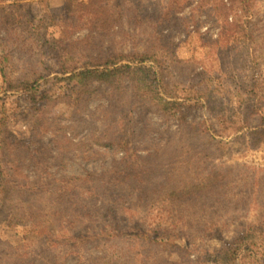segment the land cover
Wrapping results in <instances>:
<instances>
[{"label": "rangeland", "instance_id": "rangeland-1", "mask_svg": "<svg viewBox=\"0 0 264 264\" xmlns=\"http://www.w3.org/2000/svg\"><path fill=\"white\" fill-rule=\"evenodd\" d=\"M101 1L120 3L122 18L102 27L87 19ZM137 1L73 0L72 8L89 4L63 17L66 0H0V264H197L248 224L264 233V142L222 130L204 102L189 118L211 124L210 138L140 106L130 88L81 97L61 71L115 52L170 49V81L201 88L218 78L219 96L236 102L250 75L264 81V0L250 7L248 61L233 64L235 44L212 45L222 33L209 5L159 0L180 17L161 20L156 0H139L142 15ZM151 65L135 74L153 79ZM227 166L234 170L222 190L192 188ZM170 190L176 203L164 197ZM252 250L256 260L235 264H264V238Z\"/></svg>", "mask_w": 264, "mask_h": 264}, {"label": "trees", "instance_id": "trees-1", "mask_svg": "<svg viewBox=\"0 0 264 264\" xmlns=\"http://www.w3.org/2000/svg\"><path fill=\"white\" fill-rule=\"evenodd\" d=\"M171 1L173 4H178V0ZM182 1L185 3L196 2L198 9H204V7L209 5L212 8L215 21L219 20L220 22V31L222 33V38L213 39L212 45L219 46V41L223 40L224 37L226 41H231V44H235L231 48L230 57L232 58L230 64L240 60L248 61V54L251 51L250 44L253 37L249 26V20L252 15L250 7L253 6L255 0ZM88 2H91V0H88ZM168 2H164L165 5H163L159 0H156L152 1L151 4L159 11L157 16L161 20L172 17L178 20L180 18L177 15L178 11L168 6ZM88 4L81 2L80 4H75L77 7L72 8L73 0H66L63 17L73 16V13L79 12L81 8H86ZM97 5L96 9H88L85 16L89 20L94 19L95 22L99 21L101 27L108 17H114L115 22L122 18L123 6L120 3L117 6H112L111 4L109 6L101 1ZM136 7L140 9V15L147 10L141 6L139 0L136 2ZM181 9L182 6H180ZM231 14L232 17L229 20ZM24 21L29 22L30 20ZM171 51L170 49H164L162 53L155 50L132 51L129 53L115 52L103 58L88 59L86 60L87 64L83 65L82 68L62 66L61 71L69 73V75H66V79L74 80L78 84V94L81 97L89 95L88 93L94 87L103 86L109 90H114V92H118L119 90L124 92L127 88H130L133 98H137V104L140 106L152 107L151 109H154L161 118L174 119L178 126L188 127L191 131L196 130L198 135L204 134L210 138V132H215L211 124L206 126L202 122H193L189 118L193 114V109H197L196 107L198 106L202 107L201 104L204 102L207 105L205 107L209 116L216 119L217 124L222 127V130L232 128V132L237 133L240 130L246 129V133L250 136L249 139L253 144L264 142V116L260 114L264 105V81L257 74L250 75L248 80L243 81V86H238V90H241L243 94L238 93L237 96L235 95L238 97L236 102L231 100L232 97L230 96L232 95L230 94H226L227 97L219 96L218 93L222 92V90L220 86L214 85V82L219 80L218 78L213 79L207 76L203 80L204 87L201 88H195L194 85L180 88L176 80L170 81L168 79L169 67L167 59H170V61L175 60L171 57L173 55ZM56 55L62 58L59 54ZM144 62H151V66L156 67V76L153 79L149 78L148 72L143 71L139 76L135 74L136 69L141 70L143 68L141 65ZM133 63H136V65H133ZM135 66L138 67L135 68ZM245 67L248 68L249 66L246 65ZM19 83L23 87H28L25 81H20ZM219 84L220 82L216 85ZM225 90L230 93L229 88ZM180 92H187V94H180ZM109 97H107L108 100H110ZM235 103H237L236 107L234 106ZM255 117H259V121L251 125V121ZM243 141L244 138L242 144ZM233 170V167L228 166L212 169L205 174L204 182L201 181L199 184H193L195 186H192V188L196 189L198 188L197 185L209 183L214 186L215 190L220 191L223 186L229 183L228 180ZM226 171L227 173L223 174ZM252 172L255 174L256 171L252 170ZM254 179L255 176L253 180L251 179L253 181V188L258 182V179L255 181ZM233 196L236 197L238 194L233 193ZM164 197L167 199V202L176 203L180 196H178L176 190H170L167 193L165 192ZM261 238H264V233L258 224H248L219 249L204 252L203 256L197 259V264H209L210 262L212 264H235L237 260L243 261L252 257L255 259L257 258L255 255L257 251L255 250L254 252L252 248L257 246L258 240ZM262 256L264 255H260V258Z\"/></svg>", "mask_w": 264, "mask_h": 264}]
</instances>
